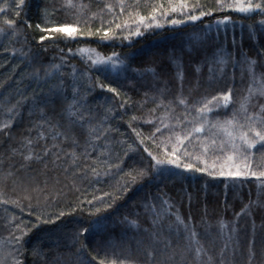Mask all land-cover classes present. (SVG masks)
<instances>
[{"label":"snow or ice","instance_id":"obj_1","mask_svg":"<svg viewBox=\"0 0 264 264\" xmlns=\"http://www.w3.org/2000/svg\"><path fill=\"white\" fill-rule=\"evenodd\" d=\"M144 6L149 10L141 14V0H111L99 6L97 11L86 12L88 6L84 3L64 0V7L73 12V22L57 26L37 24L41 32L47 33L41 35L38 42L42 44L51 39L52 34H59V38L64 40L96 36L104 44L115 41H127L130 44L133 37H141L148 30L162 29L166 25L172 28L192 25L195 28L196 22H203L204 17L225 12L244 14L248 18L259 16L261 19L258 23L264 27V0H214L211 6L200 3V0H154L150 4L144 0ZM25 7L26 0H3L0 3V40L9 44L21 42L22 31L17 26V20L10 17H20ZM45 15L48 13L45 12ZM106 15L108 20L104 18ZM80 17H84L83 20ZM96 21L99 26L93 31L91 24ZM231 22V16L226 15L215 19L214 23L204 24L199 31L189 34V47L201 48L214 38V31L219 36L221 26H225L226 32ZM27 26L31 27V24ZM254 33L255 30L250 33V39L255 38ZM232 43V51L218 48L204 64H197L194 73L199 84L198 74L202 68H206V81L211 87L217 80L224 78L229 64L233 70L239 68L243 87L235 97L233 87H226L211 95L205 93L198 98H193L191 92L186 94L185 65L173 55L176 91L169 93L167 86L157 85L154 88L155 95L151 97L154 107L148 108L145 115L131 117L132 121H138L139 124L153 126L145 134L143 130H138V124L137 128L132 129L135 147L127 145V151L146 154L142 158L147 164L124 173L128 179L116 188V193H104L110 197L107 201L95 196L93 199L80 200L71 211L61 210L50 214L37 210L35 224L22 219L16 222L17 217H10L12 231L6 240L0 241V264H23L21 257L27 243L24 237L33 228H39L41 224H56L62 217L70 216L77 210L85 211L82 205L86 203L91 206L86 210L88 219L77 222L71 232L49 230V238L55 242L70 241L71 247L81 258V264H84L83 256L88 255L86 241L91 233H106L109 222L139 228L135 219L129 220L122 216L119 221H111V214L100 215L102 212L113 208L116 200L138 180L150 178L163 182L181 172L222 178L226 181L225 188L230 184L239 187L242 182L251 181L256 185V198H250L239 212L233 214L231 221L220 218L212 225L203 218L194 223L191 215L186 220L173 210L175 206L161 190L151 199L145 197L143 208L150 217V228L143 230L146 240L140 246L141 255L133 259L123 252L118 253L114 248L110 252L105 251V237L104 243L98 245L100 251L91 256L88 264L92 261L96 264H264V236L258 244L255 221H251V236L243 240L241 233L244 229L240 225L241 217H252L254 209H264V200L261 199L264 197V63L258 65V59L264 61V52L257 50L258 59H252L242 50H236L235 39ZM8 50L5 48V51ZM11 52L12 55L19 52L21 57L27 55L23 48L11 49ZM69 52L72 50L69 49ZM77 52L88 61L89 71L94 72V76L88 72L77 76L76 70L72 69L66 79L63 69L65 66L71 68V65H66L64 57H61L60 63L34 68L28 74L29 79L36 84L30 96L21 93L14 102L7 98L0 102V114L3 117L0 120V140L6 139L12 145L7 156L0 155V176L3 179L16 175V172H28L34 165H41L45 171H61L75 187L77 180H95L99 183L101 178L111 175L113 169L120 170L122 161L119 158L112 160L111 146L106 139L111 131L105 123L108 115L99 121L93 118L85 102V85L87 92L99 87L118 97L120 92L117 87L100 82L101 76L109 79L113 75L119 77L133 72L141 78L151 74L155 81L158 74L155 69H133L127 63L128 58L121 57L115 51L103 55L96 49L81 47ZM144 95L146 98L141 107L149 103L148 92ZM128 99L122 101L119 108L123 109ZM158 110L161 114L156 115ZM112 111L111 108L107 109L109 114ZM25 113L28 127L22 136L14 137L12 132L17 118L23 119ZM56 116L59 119H55ZM102 139L103 144L98 143ZM17 157L19 167L10 163L8 171L4 172L3 165ZM56 182L59 183V179ZM44 184L46 187L47 180ZM0 204L20 206L18 200L5 198L3 190H0ZM28 207H32L30 203ZM31 215L33 212H29ZM201 226L203 231L198 230ZM213 227L222 241L219 246L214 239H210ZM6 244L10 246L6 247ZM47 247V242L42 239L32 248V255L36 258L34 264H60L56 252L51 248L46 252Z\"/></svg>","mask_w":264,"mask_h":264},{"label":"trees","instance_id":"obj_2","mask_svg":"<svg viewBox=\"0 0 264 264\" xmlns=\"http://www.w3.org/2000/svg\"><path fill=\"white\" fill-rule=\"evenodd\" d=\"M3 0H0L2 3ZM84 3L88 6L85 10L97 11L99 6L111 0H74V3ZM130 2V0H129ZM154 0H148L152 3ZM166 2V0H160ZM200 3L211 6L214 0H200ZM149 9L144 6V0H141V14H146ZM45 12L48 15H45ZM231 16L232 22L225 26H221L219 36L213 32V39L206 42L201 48H190L188 44V36L193 31H199L204 24L214 23L215 19L223 16ZM17 20V26L22 31L21 42L13 41L9 44L7 41L0 40V102L7 98L13 102L20 98V94L31 95L36 88V84L29 79L28 74L37 67L50 63H60L61 57H64L66 65L63 69L65 78L72 69L76 70L77 76L82 72H88L90 76L95 73L89 71V63L82 59L77 49L81 47L96 49L103 55H110L113 51L120 54L121 57H127V63L133 69H155L158 74L157 80H153L151 74L144 77H137L135 73L129 72L121 74L119 77L113 75L109 79L100 77V82L117 87L120 96H114L106 90L99 87H93L91 92H87L85 85V102L87 108L91 109L92 116L96 121L102 120L105 115L108 119L106 125L110 126L106 139L111 146V158L116 160L119 158L122 162L120 170L113 169L112 174L101 178L99 183L95 180L76 181L75 187L72 181L65 178L64 174L51 169L45 171L41 165H34L33 169L28 172H16V175L6 180L0 176V190H3L5 198L10 200H18L19 207L16 205L0 204V241L6 240L12 229L9 223L10 217H17L26 223L35 224V213L42 210L46 213L55 214L58 211H71V208L83 199H93L95 196L103 197L105 201L109 200V196L104 193H116V188L128 179L124 173L130 172L133 168L145 166L147 161L142 158L140 152L127 151V145H135V133L133 128H137L139 122L132 121L131 117L142 116L146 114V110L154 107L151 103V97L155 95L154 88L167 86L169 93H174L177 87L175 77V66L172 57L175 55L185 65V93L191 92L193 98H198L202 94H215L218 91L225 90L226 87H233V95L243 87L241 84V71L239 68L233 70L231 64L226 69V74L222 80L208 86L206 81V68H202L199 75L200 83H197V74L194 68L197 64H204L210 59L218 48L222 47L228 51L233 50V39L236 41V50H242L252 59H258L257 50L264 52V27L259 25L261 17L248 18L244 14L236 12L215 13L214 17H204L203 22L197 21L195 28L192 25L180 26L172 28L165 26L162 29L148 30L141 37H133L131 43L125 41L110 42L108 44L101 43L96 36L77 37L75 40H64L59 38V34H52V38L39 43L41 35L47 33L41 32L36 26H57L63 24H71L74 20L73 12L64 7V0H26V7L21 16L10 17ZM84 17H80L83 20ZM105 20L109 17L106 15ZM25 21L27 23H25ZM27 24H31L28 27ZM99 26V22H92L91 27L95 31ZM255 30V38L250 39V33ZM8 48V51H5ZM23 48L27 55L21 57L20 53L12 55L11 49ZM69 49L72 52H69ZM63 50V51H61ZM264 63L258 59V65ZM258 70L259 67H258ZM234 71V79H233ZM148 92L149 103L141 107V103L146 98L144 93ZM131 99H128V98ZM128 99V103L123 109L119 108L122 101ZM113 109L112 113H107V109ZM22 112L25 109H21ZM161 114L158 110L156 115ZM0 114V120H2ZM55 119H59L56 116ZM131 124V127H129ZM28 127V117L25 113L23 119L17 118V122L13 127V136L20 137L24 134ZM153 126L150 124H139L138 130H143L145 134ZM119 129V131H116ZM124 141L126 143H120ZM103 139L98 143L103 144ZM11 144L5 139L0 140V155L7 156ZM151 148V145H149ZM126 153V154H125ZM95 155V154H94ZM14 163L19 167V157L13 161H8L3 165V171H8L9 164ZM15 172V168L12 169ZM59 179V183H57ZM47 180L45 187L44 181ZM222 178L213 179L207 175L200 173H183L172 178L165 179L161 182L159 179L151 180L145 178L138 180L131 185L129 190L116 200L113 208L102 212L100 215L108 216L111 214V221H119L122 216L128 217L129 220L135 219L139 224V228H133L128 225H120L109 222V228L106 233H91L87 237L86 249L88 255L83 256L84 264H88L91 256L97 255L100 251L98 245L104 243L105 251L123 252L125 256L136 259L141 255V244L145 242V228H150V217L144 211L143 204L145 197H151L160 193L161 190L166 194L169 202L172 203L174 211H177L186 220L191 215L192 221L198 223L201 219H206L210 224L215 225L217 220L223 218L225 221H231L233 214L239 212L242 206L248 203L249 199L256 198V185L251 181L242 182L241 186L236 187L229 185L225 188ZM77 188L80 190L77 191ZM36 189H43L42 191ZM47 196V200L45 199ZM29 197L30 199H25ZM264 200V197L261 198ZM29 203L31 208L28 207ZM99 203V201H95ZM85 211L77 210L72 215L64 216L56 224L43 225L39 228H33L29 234L24 237L27 241L25 252L21 257L23 264H34L36 258L32 255V248L38 245L40 240H45L48 247L56 252L59 257L60 264H81V258L76 254L75 249L71 247V242L61 240L55 242L49 238V230H57L59 233H69L76 227L77 222L88 219L87 209L91 206L83 204ZM23 209V210H21ZM29 212L33 215L29 216ZM205 213L207 214L205 216ZM255 221L256 239L259 244L262 236H264V209H254L252 217H241L240 225L244 229L241 233V240L251 236V221ZM167 223V221H165ZM59 225V228L57 227ZM199 231H203L201 226ZM210 239L216 241L219 246L222 241L216 234V228L211 230ZM208 243V242H206ZM9 247L10 245H5ZM91 264H96L92 261Z\"/></svg>","mask_w":264,"mask_h":264}]
</instances>
